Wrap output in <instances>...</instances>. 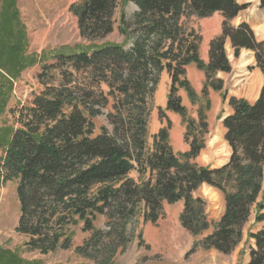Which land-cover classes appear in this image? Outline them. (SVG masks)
I'll return each mask as SVG.
<instances>
[{"label":"trees","instance_id":"trees-1","mask_svg":"<svg viewBox=\"0 0 264 264\" xmlns=\"http://www.w3.org/2000/svg\"><path fill=\"white\" fill-rule=\"evenodd\" d=\"M18 0H5L0 21V115L5 113L14 80L28 67L41 65L37 75L43 90L30 103L9 109L11 124L0 127V181L18 180L20 216L16 230L27 244L43 253L73 246L71 227L90 232L76 251L91 256L101 245L114 248L129 242V223L138 215L156 223L164 206L183 202L181 224L193 235L211 227L196 245L231 254L242 242L244 228L255 208V221H264V83L255 101L230 96V112L223 119L224 139L231 154L220 167L197 159L210 135L208 111L211 91L228 98L225 80L233 56L254 52L264 77V40L252 26L233 19L247 8L237 0H131L134 18L121 15L125 42L95 44L113 32L115 13L123 0H81L70 11L88 46L65 47L41 55L28 54V38L20 20ZM222 15L221 34L201 57L202 34L195 18ZM131 46L127 47L129 42ZM195 64L204 73L201 91L188 77ZM163 73L170 78L167 124L153 135L149 123L154 97ZM184 92L197 116L189 114ZM104 110H107L105 113ZM178 114L185 124L188 149L176 152L170 142L171 120ZM106 115L108 125L96 133L95 119ZM137 176L133 177L132 173ZM207 184L218 191L224 212L217 222L208 216V201L198 194ZM98 216L107 229L98 228ZM255 240L248 264H264V227L249 233ZM0 264L25 263L0 245Z\"/></svg>","mask_w":264,"mask_h":264},{"label":"rangeland","instance_id":"rangeland-1","mask_svg":"<svg viewBox=\"0 0 264 264\" xmlns=\"http://www.w3.org/2000/svg\"><path fill=\"white\" fill-rule=\"evenodd\" d=\"M81 0H18L17 8L20 20L23 23L28 38V54L41 55L43 51L53 52L65 47L77 48L88 46L89 41L80 35L77 17L70 11L72 3ZM247 3V8L233 19V24L248 22L259 39L264 37V0H237ZM5 0H0V21L4 10ZM138 7L131 0H123L115 13V26L112 33L95 41V44L125 42V35L120 30L121 15L127 21L134 18ZM223 17L216 13L206 18H195L194 25L203 35L200 47L201 57L207 60L210 41L221 34ZM131 41L127 47L131 46ZM226 49L233 64L229 74H219L225 80L228 93L226 101L222 92L211 91L212 107L208 111L210 135L206 148L201 152L197 161L202 165L220 167L228 162L231 150L224 139L225 129L222 118L231 111L228 106L230 96L245 97L249 100L259 93L263 76L255 67L254 54L250 50H242L238 59L233 56L230 41ZM41 65L37 64L26 68L18 79L14 80L13 91L9 94L10 100L4 114L0 115V127L8 120L11 124L10 108L16 105L30 103L32 98L43 90L37 75ZM188 77L197 91H201L204 82V73L195 64L188 67ZM170 78L163 73L158 90L154 97V110L149 123V144L153 142V135L167 124L166 119L159 117V107L166 108L169 92ZM182 93L183 102L187 105L189 114L197 116V106H193L186 94ZM106 113L107 110H104ZM171 120L170 142L176 152H184L188 145L184 141L185 124L181 117L171 111H166ZM96 133L100 132L103 125H108L106 115L95 119ZM109 126V125H108ZM4 149L0 144V156ZM136 177V172L132 173ZM18 180L0 181V245L11 249L21 257L25 263L32 264H244L245 254L250 249V230L264 227V223L256 226L255 208L251 218L244 229L245 237L231 254H223L215 249H204L196 245L197 241L210 233L213 228L199 235L191 234L183 227L180 214L183 203L167 204L164 206V215L156 223L144 220L143 215H138L129 223V242L122 247L114 248L110 245H101L91 256L85 257L76 251L78 246L90 236V232L82 229V225L73 226V246L69 249L58 248L55 251L43 253L32 249L27 242L29 237L16 230L19 216L20 203L17 194ZM198 194L208 201L207 213L212 222H217L224 212V199L214 188L204 184ZM98 228L107 229L106 217L98 216L95 221Z\"/></svg>","mask_w":264,"mask_h":264},{"label":"crops","instance_id":"crops-1","mask_svg":"<svg viewBox=\"0 0 264 264\" xmlns=\"http://www.w3.org/2000/svg\"><path fill=\"white\" fill-rule=\"evenodd\" d=\"M257 38H258V36H257ZM259 39V38H258ZM259 40H264V37L262 38V39H259ZM253 54H254V52H252ZM254 61H255V57H254ZM255 65V64H254ZM260 71V70H259ZM262 84H263V80H262ZM262 84H261V86H262ZM261 86H260V88H261ZM258 95H259V93L253 98V100H256L257 99V97H258ZM262 223H264V222H261V223H256V226H258L259 224H262ZM245 229V228H244ZM260 228H257L256 230H254V229H252V230H250L251 232H255V231H258ZM244 237H245V234H244V236H243V239H244ZM243 241V240H242ZM250 246H254V239H250ZM248 262H249V251L245 254V261H244V264H248Z\"/></svg>","mask_w":264,"mask_h":264},{"label":"water","instance_id":"water-1","mask_svg":"<svg viewBox=\"0 0 264 264\" xmlns=\"http://www.w3.org/2000/svg\"><path fill=\"white\" fill-rule=\"evenodd\" d=\"M225 118V117H224Z\"/></svg>","mask_w":264,"mask_h":264}]
</instances>
